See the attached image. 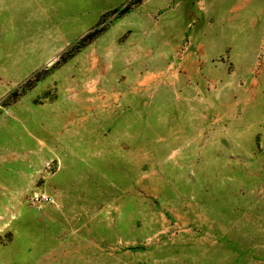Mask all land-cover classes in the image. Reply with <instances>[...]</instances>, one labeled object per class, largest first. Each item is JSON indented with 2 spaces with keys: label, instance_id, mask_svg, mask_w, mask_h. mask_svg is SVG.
I'll return each mask as SVG.
<instances>
[{
  "label": "rangeland",
  "instance_id": "obj_1",
  "mask_svg": "<svg viewBox=\"0 0 264 264\" xmlns=\"http://www.w3.org/2000/svg\"><path fill=\"white\" fill-rule=\"evenodd\" d=\"M0 264H264V0H0Z\"/></svg>",
  "mask_w": 264,
  "mask_h": 264
},
{
  "label": "built area",
  "instance_id": "obj_2",
  "mask_svg": "<svg viewBox=\"0 0 264 264\" xmlns=\"http://www.w3.org/2000/svg\"><path fill=\"white\" fill-rule=\"evenodd\" d=\"M32 203L34 206L41 208L45 204L52 203V199L45 193L37 192L32 195Z\"/></svg>",
  "mask_w": 264,
  "mask_h": 264
},
{
  "label": "trees",
  "instance_id": "obj_3",
  "mask_svg": "<svg viewBox=\"0 0 264 264\" xmlns=\"http://www.w3.org/2000/svg\"><path fill=\"white\" fill-rule=\"evenodd\" d=\"M122 11H123V12H128L129 9H128V8H124ZM86 39H87V38H86Z\"/></svg>",
  "mask_w": 264,
  "mask_h": 264
}]
</instances>
